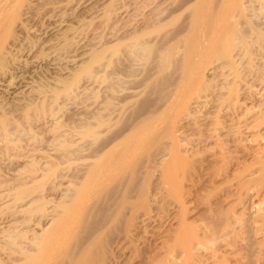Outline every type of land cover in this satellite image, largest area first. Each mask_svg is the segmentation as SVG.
Instances as JSON below:
<instances>
[{
	"label": "rangeland",
	"instance_id": "rangeland-1",
	"mask_svg": "<svg viewBox=\"0 0 264 264\" xmlns=\"http://www.w3.org/2000/svg\"><path fill=\"white\" fill-rule=\"evenodd\" d=\"M0 264H264V0H0Z\"/></svg>",
	"mask_w": 264,
	"mask_h": 264
},
{
	"label": "bare ground",
	"instance_id": "bare-ground-1",
	"mask_svg": "<svg viewBox=\"0 0 264 264\" xmlns=\"http://www.w3.org/2000/svg\"><path fill=\"white\" fill-rule=\"evenodd\" d=\"M200 11V13H201V10H199ZM203 13V12H202ZM202 15V14H201ZM200 16V15H199ZM224 17V16H223ZM218 29H219V26H218ZM137 140V139H136ZM134 143V142H133ZM135 144V143H134ZM136 144H137V142H136ZM134 146V145H133ZM128 149H130V148H128ZM130 151H132L131 149H130ZM119 153H122V152H119ZM128 154V153H127ZM126 154V155H127ZM125 155V154H124ZM123 155V156H124ZM112 156V155H111ZM116 156V155H115ZM119 156H121V155H119ZM118 157V156H117ZM122 157V156H121ZM115 158V157H114ZM123 159H124V157H122ZM121 158V159H122ZM112 160V159H111ZM126 160V159H125ZM116 163V162H115ZM120 165V164H119ZM108 169H110L109 168V166L108 165H105V166H102V168H100V170L98 171V174H94L93 176H94V178L95 179H92V186H94L93 184H94V182H95V185L96 184H101V183H97L95 180H97L96 178H107L106 177V175H107V173H108ZM108 170V171H107ZM111 171V170H110ZM112 172V171H111ZM110 172V173H111ZM112 174V173H111ZM95 175H96V177H95ZM110 175V174H109ZM108 176V175H107ZM108 179H109V177H108ZM107 179V180H108ZM94 180V181H93ZM100 180V179H99ZM102 180V179H101ZM100 180V181H101ZM105 181V180H104ZM91 183H88V187H89V184H91ZM104 183V182H103ZM102 183V184H103ZM91 185H90V187H92ZM96 186H97V188H96ZM96 186H94L95 187V189H99L100 187H98V185H96ZM99 186H101L102 187V185H99ZM82 187H86V185L85 186H82ZM88 187L87 188H84V190H86L85 191V193H88ZM89 187V189L91 190V189H93V188H90ZM82 189V188H81ZM95 189H93L94 191H96ZM80 190V189H79ZM83 191V190H82ZM77 192H81V191H76V193ZM91 192V191H90ZM89 192V194H91ZM78 194H81V196L80 197H76V199L77 200H80L78 203L75 201H73V203L75 204V203H77V204H75L74 206L72 205V207H70V209L68 208V210H65V212H64V210H63V215H61L62 217H60L59 218V220L57 221V223L55 224V226H54V228L52 229V230H50V231H48V234L46 233V235L45 236H43L44 238H42L41 240H39V242H43L41 245V247H42V249L43 250H41V251H44L45 253H44V255H45V259H49L50 257H51V253H53V251L56 249V246L55 245H59L61 242H70V240H72L71 238H73L72 237V231H73V229L75 228V230H76V226H78L79 224V221H81V219H80V215H82L83 216V214H81L82 213V210L83 209H85V208H83V206L85 205L84 204V199H86L87 197H88V195H86V194H82V193H78ZM74 195H75V193H74ZM79 196V195H78ZM84 197H86V198H84ZM21 200V199H20ZM87 200H88V198H87ZM86 200V201H87ZM87 203V202H86ZM70 205V206H71ZM86 206V205H85ZM72 208V209H71ZM83 208V209H82ZM65 209V208H64ZM84 213V212H83ZM83 218V217H82ZM80 219V220H79ZM78 224V225H77ZM76 225V226H75ZM75 226V227H74ZM45 234V233H44ZM73 235H74V231H73ZM34 239H35V237H34ZM51 242H54V246H53V244L51 243ZM65 243H63V245L65 246V245H67V244H65ZM62 245V246H63ZM59 246H61V244L59 245ZM58 247V246H57ZM41 249V248H40ZM43 255V254H42Z\"/></svg>",
	"mask_w": 264,
	"mask_h": 264
}]
</instances>
